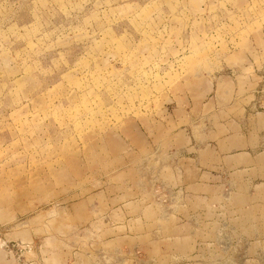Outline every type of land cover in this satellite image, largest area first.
Instances as JSON below:
<instances>
[{
  "label": "rangeland",
  "instance_id": "obj_1",
  "mask_svg": "<svg viewBox=\"0 0 264 264\" xmlns=\"http://www.w3.org/2000/svg\"><path fill=\"white\" fill-rule=\"evenodd\" d=\"M246 65L264 66V0H0V260L162 263L130 244L135 130L165 124L196 76ZM145 175L171 213L177 192ZM239 218L222 209L202 263L166 264H264V211L249 236Z\"/></svg>",
  "mask_w": 264,
  "mask_h": 264
},
{
  "label": "crops",
  "instance_id": "obj_2",
  "mask_svg": "<svg viewBox=\"0 0 264 264\" xmlns=\"http://www.w3.org/2000/svg\"><path fill=\"white\" fill-rule=\"evenodd\" d=\"M258 79L259 70L253 65L230 76H196L191 80L193 89L174 98L165 124L135 130L140 157L133 160L137 192L133 205L143 226L130 244L147 248L153 262L202 263L206 247L220 245L217 216L223 208L230 216H240L232 221L235 227L242 218V233L249 236L256 231L248 226L258 209L264 211V112L253 107ZM156 151L171 158L154 159ZM147 169L181 198L171 213L166 210L167 215L163 204L152 202L155 191L141 185Z\"/></svg>",
  "mask_w": 264,
  "mask_h": 264
},
{
  "label": "built area",
  "instance_id": "obj_3",
  "mask_svg": "<svg viewBox=\"0 0 264 264\" xmlns=\"http://www.w3.org/2000/svg\"><path fill=\"white\" fill-rule=\"evenodd\" d=\"M259 79L261 82L260 90L255 92V100L253 101V107L256 111L264 112V66L262 68V71L259 72ZM259 88V87H258ZM261 94V97H258L257 95Z\"/></svg>",
  "mask_w": 264,
  "mask_h": 264
}]
</instances>
